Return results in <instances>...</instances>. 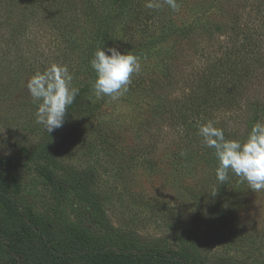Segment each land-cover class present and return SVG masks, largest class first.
<instances>
[{
  "label": "rangeland",
  "instance_id": "obj_1",
  "mask_svg": "<svg viewBox=\"0 0 264 264\" xmlns=\"http://www.w3.org/2000/svg\"><path fill=\"white\" fill-rule=\"evenodd\" d=\"M54 2L60 3L59 10L52 12L60 28L46 15ZM145 2L19 0L18 6L26 8V13H20L17 22L23 20L33 29V10L38 26L33 29L35 39L30 37L34 40L30 47L21 51L24 57L10 54L11 49L5 47L8 43L0 41V155L14 157L22 147L50 146L53 159L42 157L21 167L22 206L42 223L52 222L59 230H89L92 236L113 238L120 245L175 252L196 264H255L264 259V190H251L240 177V188L234 185L220 203L215 154L202 147L197 155L191 153L189 148L196 151L203 139L193 129L196 126L186 134L161 116L149 101V90L130 86L137 74L118 101L97 99L91 90L86 100L96 101L99 107L86 118L78 117L50 134L35 122L36 105L25 84L35 71L53 62L67 65L73 84L80 87L90 82L89 62L96 48L133 52L158 35L163 25L170 27L174 22L196 33L181 39V45L177 36L172 37L161 45L158 56L138 55L140 73L158 74L164 58L182 79L186 68L192 70L204 60L206 64L225 55L227 41L238 28L236 20L247 37L264 34V11L257 8V4L264 6L262 0H178L176 11L163 0L158 9H147ZM199 14L202 22H197ZM205 19L218 21L223 26L221 32L207 33ZM262 72L244 99L241 114L217 112L216 122L226 123L223 129L231 139L246 138L257 109L264 113ZM168 91L173 97L185 94L181 86ZM195 136L198 145H193ZM89 164L99 170L98 186L113 226L109 231L96 219L88 201L80 199L71 187L62 189L51 183L48 177L51 172L66 180L69 170ZM0 206L6 209L1 198ZM122 235H127L126 241H118ZM0 264H4L1 253Z\"/></svg>",
  "mask_w": 264,
  "mask_h": 264
},
{
  "label": "trees",
  "instance_id": "obj_2",
  "mask_svg": "<svg viewBox=\"0 0 264 264\" xmlns=\"http://www.w3.org/2000/svg\"><path fill=\"white\" fill-rule=\"evenodd\" d=\"M18 2L19 0H0V41L8 43L5 47L11 49L10 54L17 53L19 57H24L21 51L26 52L24 47H30L29 42L34 41L30 37L35 39L32 33L35 26H38L36 18L38 16L32 10L31 13L36 19L34 27L32 25L33 29L23 20L17 22L16 18L20 17V13H26V8L18 6ZM59 4L54 2L51 6L49 5L50 11L46 14L50 15V22L56 28H60V23L58 24V19L52 12L59 10ZM56 7L57 10H55ZM211 7H216V4ZM211 7H209L210 10ZM257 8L258 11H264L263 3L257 4ZM123 9L121 8V11ZM200 16L201 14L196 16L197 22L204 20ZM205 23L208 27L205 31L209 34L212 30L223 29L218 21L212 22L205 19ZM240 25L242 24L236 20L238 28L227 41L224 56L213 58L206 64L204 60L201 65L194 66L192 70L186 68L182 79L179 77L180 73L176 75V68L172 63L170 61L167 63L164 58H161L162 63L157 68L159 75L154 72V76L150 77L143 72L139 73L133 80L135 84L130 86L149 90V101L154 104L158 113L165 118L168 117L170 123L178 125L186 134L190 133L193 126H196L194 130H198V124L209 120L216 122L219 110L241 114L244 99L253 88V83L258 81L257 77L262 76L261 73L264 71V55L261 53L259 42V40L264 41V34L261 38L247 37ZM163 26L158 35L149 38L140 49L132 53L136 55L145 53L146 57L158 56L161 45L172 37L177 36L176 40L179 38L177 44L181 45V39L196 33L193 29L189 30L183 27V24L174 22L170 27ZM89 69L90 74L87 77L90 82L78 87L79 95L69 107L64 124L76 122L78 117L86 118L87 114L91 115L99 107L96 101L86 100L95 79V73L91 68ZM178 86L185 90L184 95L179 97L168 95V90L174 91ZM255 113L251 119V125L261 120L264 115L261 108H258ZM247 114L245 113V116ZM225 125L224 122H216V126L222 129ZM223 131L225 137L231 139L228 131L225 129ZM198 138L194 137L196 142L193 145L200 143V140L197 141ZM199 147L210 151L212 155L214 153V149L207 148L202 142L197 146L196 151L189 149L192 154L197 155V152L202 150ZM42 157L53 159L49 145L35 150L22 147L14 157L0 155V198L6 204L5 210L0 206V253L4 264H196L175 252L153 247L120 245L114 242L113 238L92 236L89 230L70 229V227L59 230L52 222H40L31 211L22 206L20 181L21 167L29 161ZM98 171L89 164L83 168L69 170V177L66 180L59 179L51 172L48 173V177L51 183L62 189L71 187L80 199L88 201L96 219L104 229L109 231L113 226L105 209L103 194L99 190ZM234 185L237 186L236 189H239L242 182L239 176L229 172V179L218 186L217 199L220 203H224L226 195L235 188ZM126 236H120L118 241L122 239L126 241ZM255 264H264V259L256 261Z\"/></svg>",
  "mask_w": 264,
  "mask_h": 264
},
{
  "label": "clouds",
  "instance_id": "obj_3",
  "mask_svg": "<svg viewBox=\"0 0 264 264\" xmlns=\"http://www.w3.org/2000/svg\"><path fill=\"white\" fill-rule=\"evenodd\" d=\"M176 11L178 0H163ZM147 9L162 7L160 0H146ZM95 73L92 93L97 99L104 97L118 101L124 96L134 74L142 70L140 57L131 51L121 52L116 47H98L89 62ZM73 75L67 65L53 62L44 70L35 71L26 81L25 88L36 105L35 122L47 133L63 126L69 107L79 95L80 89L73 84ZM202 143L214 149L218 165L215 169L220 184L229 179V172L246 181L255 192L264 190V121L252 124L244 139L226 138L216 122L198 124Z\"/></svg>",
  "mask_w": 264,
  "mask_h": 264
}]
</instances>
